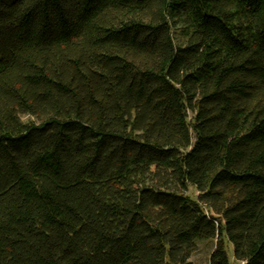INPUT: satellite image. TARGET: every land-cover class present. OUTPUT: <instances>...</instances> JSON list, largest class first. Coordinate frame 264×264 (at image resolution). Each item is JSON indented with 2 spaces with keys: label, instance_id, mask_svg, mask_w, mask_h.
Returning a JSON list of instances; mask_svg holds the SVG:
<instances>
[{
  "label": "trees",
  "instance_id": "1",
  "mask_svg": "<svg viewBox=\"0 0 264 264\" xmlns=\"http://www.w3.org/2000/svg\"><path fill=\"white\" fill-rule=\"evenodd\" d=\"M200 240L264 264V0H0V264Z\"/></svg>",
  "mask_w": 264,
  "mask_h": 264
},
{
  "label": "rangeland",
  "instance_id": "2",
  "mask_svg": "<svg viewBox=\"0 0 264 264\" xmlns=\"http://www.w3.org/2000/svg\"><path fill=\"white\" fill-rule=\"evenodd\" d=\"M23 121L39 123L40 119L32 116H24ZM191 196L196 195L194 188H190L188 192ZM198 250L192 255L191 261L193 264H208L210 252L213 247V243L209 240H200L198 244Z\"/></svg>",
  "mask_w": 264,
  "mask_h": 264
}]
</instances>
